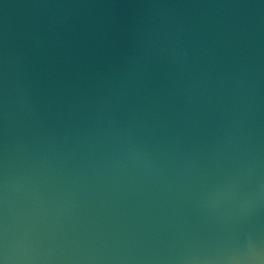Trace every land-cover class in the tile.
<instances>
[{"label":"water","instance_id":"water-1","mask_svg":"<svg viewBox=\"0 0 264 264\" xmlns=\"http://www.w3.org/2000/svg\"><path fill=\"white\" fill-rule=\"evenodd\" d=\"M0 264H264V0H0Z\"/></svg>","mask_w":264,"mask_h":264}]
</instances>
